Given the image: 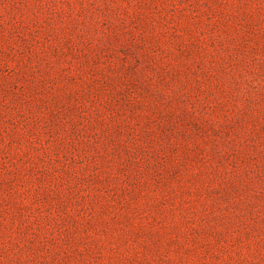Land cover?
Instances as JSON below:
<instances>
[{
    "label": "rangeland",
    "instance_id": "obj_1",
    "mask_svg": "<svg viewBox=\"0 0 264 264\" xmlns=\"http://www.w3.org/2000/svg\"><path fill=\"white\" fill-rule=\"evenodd\" d=\"M0 264H264V0H0Z\"/></svg>",
    "mask_w": 264,
    "mask_h": 264
}]
</instances>
